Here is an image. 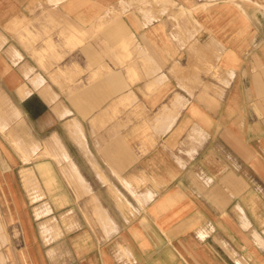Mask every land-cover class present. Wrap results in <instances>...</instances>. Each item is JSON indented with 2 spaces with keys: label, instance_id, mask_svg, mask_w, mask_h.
Returning a JSON list of instances; mask_svg holds the SVG:
<instances>
[{
  "label": "crops",
  "instance_id": "0c3cea01",
  "mask_svg": "<svg viewBox=\"0 0 264 264\" xmlns=\"http://www.w3.org/2000/svg\"><path fill=\"white\" fill-rule=\"evenodd\" d=\"M23 17L37 23L27 50ZM9 102L20 127H0V228L15 243L0 248L22 244L24 264L46 206L37 180L45 218L95 197L126 264H264V0H0ZM61 147L79 198L50 157Z\"/></svg>",
  "mask_w": 264,
  "mask_h": 264
},
{
  "label": "rangeland",
  "instance_id": "374dc122",
  "mask_svg": "<svg viewBox=\"0 0 264 264\" xmlns=\"http://www.w3.org/2000/svg\"><path fill=\"white\" fill-rule=\"evenodd\" d=\"M207 1L217 2L219 0ZM19 22L20 23L16 22L14 24L13 31L20 33L19 42L26 50L28 48H33V45L37 44L36 20L23 17ZM31 56L37 61V54H35V52ZM18 57L19 59L21 58L20 55H18ZM14 113H17V115ZM18 118L19 116L15 109V104L12 102L0 103V127L6 125L3 126L4 130H11V132L14 130L16 133L20 127V120L18 121ZM20 130L26 131V128L24 127ZM13 139L14 142L11 141V143L14 145V148L17 149V137L14 136ZM50 157L58 161L65 177L71 182H75L72 176H69L66 161L60 152L57 151ZM28 160L29 157L27 156L25 161ZM26 177L28 178V183L33 185L32 173L27 172ZM46 186L52 187L47 181ZM75 186L77 192L79 191L77 194L79 198L82 190L79 189L77 183H75ZM43 195L44 194L41 193L39 181L37 180V207L39 208L42 206L43 202H46L45 208L37 209V215L39 216H37V264H103L104 258L111 260L112 264H126L119 261L117 257L119 255V258L122 259L123 256H128V251L120 247L119 253L117 252L116 254L115 252L120 236L117 235L107 241L106 239L110 238L111 235L104 231V224L98 222L95 215H93L94 208L95 214L99 216L96 213L97 199L95 197L92 200L79 198L75 201H71L74 204H69L60 208L58 213H56L57 217L45 218L49 216L51 209L49 207V201H40ZM2 230L0 228V239L4 237L6 240L10 241L11 244L15 243L12 227L7 229V226H2ZM86 243L92 244L93 246H82ZM21 246L23 245L20 244L18 247H1L0 264H24L21 258ZM104 249L109 251V253L111 252V256L105 253ZM100 251L102 253L104 252L106 255H102V260ZM24 254L27 255V257L30 256L27 250H25Z\"/></svg>",
  "mask_w": 264,
  "mask_h": 264
},
{
  "label": "bare ground",
  "instance_id": "6f19581e",
  "mask_svg": "<svg viewBox=\"0 0 264 264\" xmlns=\"http://www.w3.org/2000/svg\"><path fill=\"white\" fill-rule=\"evenodd\" d=\"M27 91V90H26ZM28 92V91H27ZM3 130V129H2ZM60 150H61V154H62V156L64 157V159H65V161H66V164H67V168H68V174H69V176H72V179L73 180H75V182L77 183V185H78V187H79V189H81V183H82V179H81V176H80V174H79V172H78V170H77V168L75 167V166H73V163L70 161V157H69V155L67 154V152L64 150V148L63 147H61L60 148ZM45 154L46 155H51L48 151H46L45 152ZM26 159V158H25ZM79 182H80V184H79ZM30 184V183H29ZM39 198V197H38ZM102 208H100V207H98L97 206V209H96V213L99 215V216H101L102 217V219H100L101 221L100 222H102L103 224L105 223V227L104 228H106V230L109 232V230L107 229V225H110V224H108V223H110L109 222V218L105 215L106 214V212L105 211H103L102 212V210H101ZM50 211V210H49ZM104 212H105V214H104ZM48 213V212H47ZM103 213V214H102ZM46 214V213H45ZM105 215V216H104ZM38 216V215H37ZM39 217V216H38ZM50 228V227H49ZM109 228V227H108ZM47 229V228H46ZM105 230V231H106ZM110 231H112V230H110ZM112 233H113V231H112ZM112 233H108L109 235H111Z\"/></svg>",
  "mask_w": 264,
  "mask_h": 264
}]
</instances>
